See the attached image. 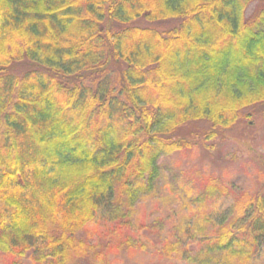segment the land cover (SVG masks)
Here are the masks:
<instances>
[{"label": "trees", "instance_id": "trees-1", "mask_svg": "<svg viewBox=\"0 0 264 264\" xmlns=\"http://www.w3.org/2000/svg\"><path fill=\"white\" fill-rule=\"evenodd\" d=\"M254 108H264V0H0V254L10 264L141 255V242L119 237L154 197L159 162L190 136L227 139ZM204 184L183 199L179 238L151 243L157 264H249L264 248L262 194L234 196L213 220L201 206L231 192ZM102 212L124 226L91 244L84 232Z\"/></svg>", "mask_w": 264, "mask_h": 264}, {"label": "rangeland", "instance_id": "rangeland-1", "mask_svg": "<svg viewBox=\"0 0 264 264\" xmlns=\"http://www.w3.org/2000/svg\"><path fill=\"white\" fill-rule=\"evenodd\" d=\"M254 6L251 5L247 13H251ZM251 112L252 116L245 121L248 125L236 126L227 139L218 137L205 141L204 137L190 136L189 148L159 162L158 188L154 197L137 203L127 220L130 225L128 232L132 234L121 231L122 236L119 237L122 242L127 235L133 236L145 250L141 255L138 250L134 252L139 255L114 251L108 258L110 264H124L126 261L157 264L159 256L151 243H159L164 238L174 242L179 238L176 229L182 219L188 223L189 217L188 211L183 210L186 208L183 199H186V193L191 199L202 193L204 182L209 178L218 180L231 192V195L201 206V210L208 212L213 220L225 216V212L234 205V196L261 193L264 197V108H254ZM193 130L190 128L188 132ZM123 221L125 219L111 223L104 212L98 213L84 232L85 237L91 244H102L98 240L107 237L111 225L121 228ZM133 237L129 238L132 240ZM110 241L118 243L116 239L110 238ZM248 261L249 264H264V248L256 250ZM0 264H10L9 258L0 254ZM167 264L186 263L172 258Z\"/></svg>", "mask_w": 264, "mask_h": 264}]
</instances>
